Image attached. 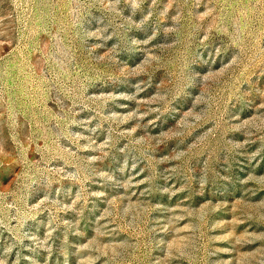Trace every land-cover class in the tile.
Here are the masks:
<instances>
[{"label":"rangeland","instance_id":"374dc122","mask_svg":"<svg viewBox=\"0 0 264 264\" xmlns=\"http://www.w3.org/2000/svg\"><path fill=\"white\" fill-rule=\"evenodd\" d=\"M0 264H264V0H0Z\"/></svg>","mask_w":264,"mask_h":264}]
</instances>
